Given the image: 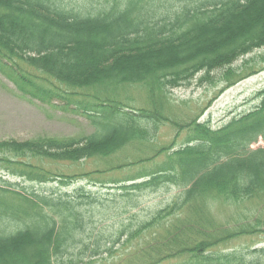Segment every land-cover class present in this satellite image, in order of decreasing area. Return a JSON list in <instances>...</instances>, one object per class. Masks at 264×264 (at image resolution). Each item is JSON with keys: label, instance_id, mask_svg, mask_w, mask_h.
Masks as SVG:
<instances>
[{"label": "trees", "instance_id": "obj_1", "mask_svg": "<svg viewBox=\"0 0 264 264\" xmlns=\"http://www.w3.org/2000/svg\"><path fill=\"white\" fill-rule=\"evenodd\" d=\"M106 3L98 11L83 12L56 0H0V63L6 73L25 94L50 98L53 91L36 77L77 91L99 88L107 95L139 85L153 97L195 80L198 85L222 84V93L257 72L256 60L246 56L264 47V0H204L164 16L159 0ZM256 97L258 105L220 128L197 118L185 124L173 121L163 113V98L153 101V109L132 111L105 99L89 110L96 126L91 134L1 140L0 169L33 182L68 184L78 174H53L30 159L109 158L127 147L152 143L153 131L169 122L178 128L176 137L188 132L186 142L113 166L121 169L166 154L154 171L110 183L127 195L171 184L183 192L150 218L121 231L117 240L125 237L129 251L102 264H264V247L254 249L252 258L243 251L222 250L240 237L264 233V218L235 228L219 223L212 213L216 200L264 198V147H253L264 141V88ZM95 114L103 115L102 120ZM119 115L127 118L115 122ZM1 181L0 225H21L15 231L0 230V264H84L103 255L97 239L92 255L64 259L81 243L89 248L82 239L87 218L73 195L29 192ZM77 195L88 198L84 188Z\"/></svg>", "mask_w": 264, "mask_h": 264}, {"label": "rangeland", "instance_id": "obj_2", "mask_svg": "<svg viewBox=\"0 0 264 264\" xmlns=\"http://www.w3.org/2000/svg\"><path fill=\"white\" fill-rule=\"evenodd\" d=\"M202 1L204 0H159L162 7H159L160 16L181 10L184 6L193 7ZM56 2L68 9L75 8L83 12L98 11L107 5L106 0H56ZM246 59L256 60L254 70L257 72L222 93V84L198 85L195 80L191 85L167 89L164 94L157 92L153 97L145 87L139 85L120 87L107 95L99 88L78 91L68 89L55 80L43 79V77L36 79L45 89L53 91L52 97L25 94L6 73L4 69L6 67L0 63V141L8 139L25 141L44 136L80 137L91 134L96 131V126L89 117V110L109 98L124 104L126 111H132L131 108L153 109V101L158 102L163 98V113L173 121L185 124L197 118L201 122L210 120L213 128H220L234 116L249 111L259 104L256 96L264 88V47L247 55ZM241 64L242 59L236 63L237 66ZM95 115L98 120H102L103 115ZM126 118L125 115H119L114 120L117 122ZM177 131L178 128L171 123L163 122L158 130L153 131L155 138L152 143L127 147L109 158H92L80 162H53L42 158L29 160L53 174H78L68 184L59 181L33 182L23 177H15L5 169H0L1 180H8L17 188L29 192L73 195L76 198L75 203L78 204L77 208L84 212L87 218L82 229L84 232L82 239L84 243L89 244V248L84 250V244L81 243L78 245L80 247H75L67 253L64 259L68 260V257L79 259L92 255L95 241L99 239L103 255L93 261L94 263L87 262V259L84 261L86 263H82L102 264L107 260L119 258L129 251L131 244H124L125 237L120 243L117 240L121 231L133 228L150 218L157 210L177 200L183 192L182 187L171 184L163 185L156 190L127 195V191L118 188L120 185L116 187L110 183L115 179H126L141 172L154 171L165 159V153L150 162L125 166L121 169L111 168L128 163L134 157H150L154 149L172 143H175L174 150L178 149L186 142L188 132L183 130L176 137ZM260 146L264 147L262 139L253 147ZM89 172L94 173L84 175ZM1 180L0 183H3ZM79 188H84L88 198L77 195ZM214 202L213 216L219 223L225 225H235L236 228L254 221L255 218H264V209L261 207L264 198L242 201V203H229L224 200ZM20 225L15 223L8 226L0 225V230L15 231ZM112 246L113 252H109L108 249ZM263 247L264 233L259 232L233 240L222 247V250L243 251L249 254L247 258H252L254 249Z\"/></svg>", "mask_w": 264, "mask_h": 264}]
</instances>
